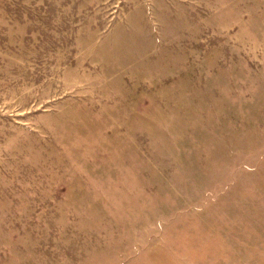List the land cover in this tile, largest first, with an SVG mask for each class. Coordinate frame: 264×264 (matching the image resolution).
I'll return each mask as SVG.
<instances>
[{"label":"rangeland","instance_id":"obj_1","mask_svg":"<svg viewBox=\"0 0 264 264\" xmlns=\"http://www.w3.org/2000/svg\"><path fill=\"white\" fill-rule=\"evenodd\" d=\"M0 264H264V0H0Z\"/></svg>","mask_w":264,"mask_h":264}]
</instances>
